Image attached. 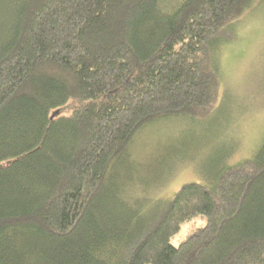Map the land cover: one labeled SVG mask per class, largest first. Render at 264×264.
Segmentation results:
<instances>
[{
    "label": "trees",
    "instance_id": "trees-1",
    "mask_svg": "<svg viewBox=\"0 0 264 264\" xmlns=\"http://www.w3.org/2000/svg\"><path fill=\"white\" fill-rule=\"evenodd\" d=\"M263 1L0 0V264H264V142L151 213L114 174L147 123L213 111L217 48Z\"/></svg>",
    "mask_w": 264,
    "mask_h": 264
},
{
    "label": "rangeland",
    "instance_id": "rangeland-1",
    "mask_svg": "<svg viewBox=\"0 0 264 264\" xmlns=\"http://www.w3.org/2000/svg\"><path fill=\"white\" fill-rule=\"evenodd\" d=\"M233 30L235 39L216 52L222 87L213 111L205 118L161 116L143 126L129 144L130 166H115L117 202L154 212L184 183L214 187L229 167L257 153L264 142V1ZM206 219L187 221L171 243L178 245Z\"/></svg>",
    "mask_w": 264,
    "mask_h": 264
}]
</instances>
